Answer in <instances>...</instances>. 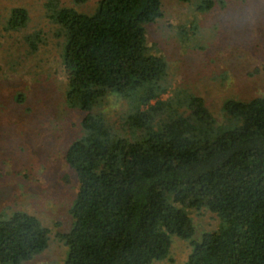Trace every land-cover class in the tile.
Masks as SVG:
<instances>
[{"label": "trees", "instance_id": "obj_1", "mask_svg": "<svg viewBox=\"0 0 264 264\" xmlns=\"http://www.w3.org/2000/svg\"><path fill=\"white\" fill-rule=\"evenodd\" d=\"M54 8L66 73L64 102L85 113L81 134L65 152L77 193L72 225L57 238L63 264H152L165 260L172 237L191 247L185 264H264V95L223 103L221 132L203 98L168 92V64L153 54L146 26L163 17L162 0H94L90 12ZM198 13L214 0H179ZM27 22L14 9L10 27ZM126 110L111 122L109 100ZM18 100L20 101L21 98ZM219 224L195 239L191 212ZM35 216L0 218V264H24L49 246Z\"/></svg>", "mask_w": 264, "mask_h": 264}, {"label": "rangeland", "instance_id": "obj_2", "mask_svg": "<svg viewBox=\"0 0 264 264\" xmlns=\"http://www.w3.org/2000/svg\"><path fill=\"white\" fill-rule=\"evenodd\" d=\"M214 2L212 11L198 13L193 4L162 0L163 17L146 26V41L168 64L170 86L162 99L177 88L189 90L204 99L222 132L225 101L264 95V0ZM94 6L90 0L76 8ZM59 7H74L73 0H0V218L21 211L50 230L48 248L24 264H63L67 248L57 235L71 228L77 193L65 152L80 136L85 113L64 102L66 73L52 18ZM19 8L27 22L10 27ZM126 107L109 98L101 110L119 122ZM190 216L196 240L219 224L208 210ZM190 252L189 242L174 236L168 257L152 264H185Z\"/></svg>", "mask_w": 264, "mask_h": 264}]
</instances>
